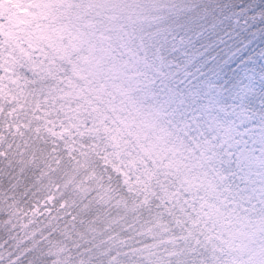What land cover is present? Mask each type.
Segmentation results:
<instances>
[{
    "label": "rangeland",
    "instance_id": "obj_1",
    "mask_svg": "<svg viewBox=\"0 0 264 264\" xmlns=\"http://www.w3.org/2000/svg\"><path fill=\"white\" fill-rule=\"evenodd\" d=\"M76 2L85 0H0V92L23 99L26 76L54 80L61 65H71L78 79L54 105H80L65 110L77 124L90 114L108 136L106 160L115 161L124 184L131 190L161 170L190 191L238 264H264V116L244 106L264 91V56L259 69L244 73L230 105L218 79L191 101L157 80L170 64L160 57L150 64L131 50L127 32L159 21L146 13L158 10L157 0H107L99 14L117 15L110 21L121 18V27L107 24L102 33L99 25H55L52 14Z\"/></svg>",
    "mask_w": 264,
    "mask_h": 264
},
{
    "label": "trees",
    "instance_id": "obj_2",
    "mask_svg": "<svg viewBox=\"0 0 264 264\" xmlns=\"http://www.w3.org/2000/svg\"><path fill=\"white\" fill-rule=\"evenodd\" d=\"M106 1L85 0L69 9H58L52 14L54 23L57 27L63 23L67 28L88 25L91 30L99 25L101 33L108 24L115 30L121 27V18L110 21L117 15L99 14ZM157 1L158 10L146 13L150 18H158V22L145 25L140 31L127 30L131 50L144 52L150 64H156L157 57L170 64L171 73L157 80H163L167 89L191 101L192 93L206 89L214 79L220 80L226 105H230L245 83L244 73L261 67L264 0ZM94 17L98 20L90 25ZM28 78L38 80L25 77L24 96ZM63 95L64 92L54 91L42 103L54 105L58 98L65 101ZM244 106L255 118L264 116V91H257ZM105 162L113 165V161ZM126 193H131L128 200H119L110 216L105 214L95 223L77 225L85 236V240L79 241L82 247L74 246L71 238L54 243L50 255L56 258L55 264H72L73 258L76 264H238L236 253L226 240L220 242L212 234L211 222L190 202V191L176 179L166 177L160 170L146 182L134 181L131 190L126 186ZM155 196L161 205L169 206L166 211H172V216L165 215L161 220L155 208L148 213ZM165 196L169 198L165 200ZM121 224L130 226L122 236L134 233L142 243L129 242L126 246L117 235ZM21 228L31 236L25 227Z\"/></svg>",
    "mask_w": 264,
    "mask_h": 264
},
{
    "label": "snow or ice",
    "instance_id": "obj_3",
    "mask_svg": "<svg viewBox=\"0 0 264 264\" xmlns=\"http://www.w3.org/2000/svg\"><path fill=\"white\" fill-rule=\"evenodd\" d=\"M61 69L56 80L28 78L23 99L0 92V264H55L54 243L71 238L82 247L85 236L77 225L110 216L112 207L131 195L120 173L105 162L108 136L90 114L77 124L65 110L80 105L42 103L77 81L71 65ZM168 207L155 196L147 211L155 208L163 220L173 214ZM129 229L121 224L117 233L126 246L142 243L134 233L121 235Z\"/></svg>",
    "mask_w": 264,
    "mask_h": 264
}]
</instances>
